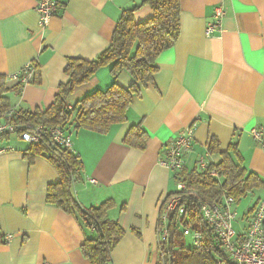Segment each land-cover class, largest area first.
Returning <instances> with one entry per match:
<instances>
[{"label":"crops","instance_id":"0c3cea01","mask_svg":"<svg viewBox=\"0 0 264 264\" xmlns=\"http://www.w3.org/2000/svg\"><path fill=\"white\" fill-rule=\"evenodd\" d=\"M140 1L58 0L56 13L40 30L37 0H0V76L5 85L13 83L8 75L26 61H37L39 68L36 81L7 91L9 106L46 108L66 78L67 59L94 57L109 43L121 10ZM179 5V36L157 55L152 81L132 98L126 120L111 124L105 133L67 129L70 149L81 162L73 196L82 206L110 198L108 216L124 230L110 251L112 264H159L156 223L163 196L175 191V171L158 158L182 129L193 131L186 168L205 153L209 161H218V152L207 151L214 137L219 150L235 141L243 166L264 180V146L250 132L264 126V0H179ZM216 8L222 11L219 25L216 34L207 36L204 27L218 19ZM150 15L147 4L133 11L135 21ZM111 80L108 65L101 66L75 86L68 104ZM115 80L122 86L132 81L126 71ZM139 121L147 133L143 148L123 142L129 125ZM6 141L14 148L0 152V264H90L80 249L90 230L76 214L46 200L47 185L59 180L54 165L41 155L25 154L28 142L16 133ZM250 192L248 213L264 187Z\"/></svg>","mask_w":264,"mask_h":264},{"label":"trees","instance_id":"16d2710c","mask_svg":"<svg viewBox=\"0 0 264 264\" xmlns=\"http://www.w3.org/2000/svg\"><path fill=\"white\" fill-rule=\"evenodd\" d=\"M142 4L150 7L151 15L135 21L133 11ZM179 12V0H141L123 8L112 29L109 43L92 58H68L63 68L66 78L58 84L50 104L33 111L19 109L20 115L16 121L31 125H60L66 130L70 126L83 127L99 133L107 132L113 123L125 121V111L132 98L140 94L141 86L152 81L153 73L157 70V55L171 47L179 36ZM104 65L109 67L110 83L104 88L85 93L68 108L67 96L75 86L86 82L92 73ZM32 66L33 74L28 83L36 81L39 76L37 61L32 60ZM121 71H126L132 79L126 86L115 80ZM21 86L17 81L7 86L0 76L1 109L9 107L7 91H18ZM146 140L147 133L141 121L130 124L123 136V142L137 148H143ZM23 150L29 156L38 154L45 157L56 168L59 180L47 185L46 200L66 212L76 214L83 226L90 230L80 244L81 252L89 263L112 264L110 251L124 230L115 218L108 216L107 211L113 204L110 198L82 206L73 196V182L80 177L81 171L79 156L56 144L47 135L28 142ZM207 151L209 154L218 152V161H210L204 169L183 167L174 173V178L184 183L180 203L185 204V210L182 220L176 219V213L167 217L166 238L158 244L159 264H228L210 228L196 212L198 201L219 200L223 195L232 196L238 201L252 189L264 187V180L243 166L235 141L230 142L224 150H219L218 140L211 137ZM174 192L166 194L165 198ZM162 207L163 202L159 213ZM185 224L202 232L199 245L191 246L185 242L182 233ZM159 225L157 219L156 227ZM215 257L219 258V263Z\"/></svg>","mask_w":264,"mask_h":264},{"label":"built area","instance_id":"2783aa9c","mask_svg":"<svg viewBox=\"0 0 264 264\" xmlns=\"http://www.w3.org/2000/svg\"><path fill=\"white\" fill-rule=\"evenodd\" d=\"M58 0H37L35 10L37 12V25L43 30L48 25L51 17L56 13ZM217 20L207 23L204 27V34L211 36L216 34L219 18L222 11L219 8L214 10ZM33 74L32 60L26 61L22 66L8 75L12 81H17L22 86L28 83ZM21 86V87H22ZM20 87V88H21ZM70 105H68V108ZM20 115L19 108L10 105L6 109L0 108V152L13 149L14 146L6 141V137L12 133L26 142H33L41 136H49L50 139L60 146L71 148V135L60 125L45 126L42 124L31 125L16 121ZM27 126V127H25ZM252 137L264 146V126L250 129ZM192 127H186L175 134L166 144L165 152L158 158V162L168 169L178 172L185 167L186 152L190 149L193 141ZM71 150V149H70ZM207 153L201 154L196 160V167L204 169L209 164ZM214 170H211L213 173ZM90 182H95V178H89ZM184 183L175 179V192L168 196H163L162 212L158 215L159 227H156L157 244L166 238L167 217L176 213V219L182 220L185 204L180 203ZM235 200L232 196L223 195L219 200L202 201L199 200L196 212L202 222L210 228L221 252L227 257L228 264H264V194H262L250 213L245 215L242 225L235 228L234 221L236 210ZM187 219V216L184 217ZM183 236L189 237V244L197 246L201 243L202 232L194 229L190 224L182 226ZM8 237V236H6ZM219 263V258L215 257ZM167 262L166 260L164 261ZM39 264H49L40 261Z\"/></svg>","mask_w":264,"mask_h":264},{"label":"rangeland","instance_id":"374dc122","mask_svg":"<svg viewBox=\"0 0 264 264\" xmlns=\"http://www.w3.org/2000/svg\"><path fill=\"white\" fill-rule=\"evenodd\" d=\"M253 194L248 192L245 196H242L238 201H235L234 208L236 210V218L234 221V227L237 228L245 221V215L248 212V207L251 206ZM185 242L189 243V237L184 236Z\"/></svg>","mask_w":264,"mask_h":264}]
</instances>
